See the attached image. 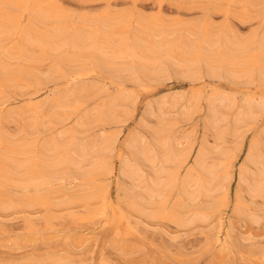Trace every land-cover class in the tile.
<instances>
[{"label":"bare ground","instance_id":"obj_1","mask_svg":"<svg viewBox=\"0 0 264 264\" xmlns=\"http://www.w3.org/2000/svg\"><path fill=\"white\" fill-rule=\"evenodd\" d=\"M100 1L102 12L81 13L59 0H0V215L19 214L27 232L33 218L51 230L59 211L77 207L83 219L102 216L114 177L127 219L177 232L217 217L212 246L228 248V228L220 235L230 206L253 226L264 217V126L243 151L264 121V95L169 91L144 104L119 150L118 140L138 89L223 82L264 92V0H152L156 15ZM181 1L199 4V15L162 14ZM0 264L74 263L47 255Z\"/></svg>","mask_w":264,"mask_h":264},{"label":"rangeland","instance_id":"obj_2","mask_svg":"<svg viewBox=\"0 0 264 264\" xmlns=\"http://www.w3.org/2000/svg\"><path fill=\"white\" fill-rule=\"evenodd\" d=\"M59 1L64 8L79 9L81 13H99L105 9L103 1ZM151 2L152 0H135L132 5L131 0L110 1L112 6L117 9L135 7L142 12L156 15L158 10L151 6ZM177 6L165 5L161 12L164 16L181 19H192L200 13L199 4L181 1L177 3ZM92 7H94V11L88 10ZM211 17L216 23L222 22L221 14L212 13ZM235 23L238 24L236 21ZM237 26L242 32L247 31L246 26L241 27V24ZM213 87L229 89L236 93L249 90L250 93H255L257 96L264 95L263 90L256 85L247 88L228 87L223 82L219 84L200 82L194 85L172 82L158 88L138 89L135 115L124 126L118 140L117 150H119L121 142L134 130L136 118L149 100L169 91L192 90L199 92L209 91ZM49 88L54 87L50 86ZM116 88L115 85L108 87L109 91H114ZM47 95V90H44L34 99V102L43 101ZM22 104L20 103L18 106H22ZM263 126L264 121L248 134L244 152L248 142ZM184 141L185 139L181 140L182 143ZM116 156L117 153L115 159ZM242 157L243 153L237 159L238 164ZM232 188L230 189V202L234 194V186ZM107 189L110 203L106 205L102 216L83 219L85 213L76 212L78 207L72 212L59 211L61 218L50 225L51 230H47L48 227L40 219V214H37L39 217L33 218L35 227L31 232L26 231L23 218L19 214L0 215V262L48 255L65 258L74 264H264V249L257 253L248 251L249 244L253 242L264 246V217L259 224L253 226L247 221L241 222L234 217L230 206L224 219V233L220 235V239L224 240L228 228L229 247L226 249L213 248L212 245L219 227L217 217L213 218L207 226L176 232L159 223L151 224L145 221L139 222L135 218L127 219L124 208L117 204L114 177L109 181ZM170 237L175 238L170 241ZM204 238L209 239L211 243L202 250L194 252L193 250L201 244ZM241 238L251 241L243 243Z\"/></svg>","mask_w":264,"mask_h":264}]
</instances>
